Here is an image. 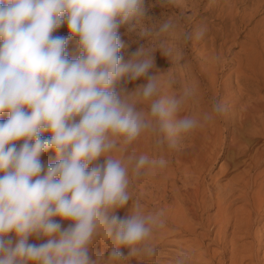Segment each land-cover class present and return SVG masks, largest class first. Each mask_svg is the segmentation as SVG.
<instances>
[{
    "label": "clouds",
    "instance_id": "obj_1",
    "mask_svg": "<svg viewBox=\"0 0 264 264\" xmlns=\"http://www.w3.org/2000/svg\"><path fill=\"white\" fill-rule=\"evenodd\" d=\"M146 0H0V264H98L89 255L97 237L111 241L105 264L133 256L154 257V229L163 212L145 213L139 201L124 218L116 215L131 197L129 169L107 155L150 131L157 142L175 148L178 139L222 115L227 106L214 100L202 118L177 113L193 94L160 96L164 83L149 75L154 55L141 46L126 62L119 29L145 16ZM66 23L78 37L79 55L66 54L68 37L53 36ZM165 21L156 35L174 30ZM204 30L196 32L201 39ZM193 37L185 33L187 43ZM173 48L164 49L171 55ZM147 83L117 93L121 79ZM158 97V98H155ZM150 101L146 114L137 105ZM49 132L50 136L42 137ZM23 141L17 148L16 142ZM56 153L47 168L41 156ZM104 157L105 162H96ZM133 176L164 167L166 160L128 157ZM91 165V168H90ZM70 221L62 229L56 221ZM14 233L15 243L9 237ZM31 236L46 238L36 245ZM127 249V255L119 249ZM181 254L173 264H188Z\"/></svg>",
    "mask_w": 264,
    "mask_h": 264
},
{
    "label": "bare ground",
    "instance_id": "obj_2",
    "mask_svg": "<svg viewBox=\"0 0 264 264\" xmlns=\"http://www.w3.org/2000/svg\"><path fill=\"white\" fill-rule=\"evenodd\" d=\"M241 62L232 72L233 83L231 74L223 82V88L212 86V97H222L219 100L227 106L222 115L197 127L184 138L180 137L175 148L159 144L157 136L147 131L125 149L124 161L136 183L134 194L140 199L143 211L163 212V227L154 229L150 243L156 248L180 246L183 251L171 255L174 260L186 254L188 264H264V73L249 57ZM249 81L250 89L246 84ZM182 86L178 92L168 86L161 87L159 95H180L184 90ZM191 101V98L187 99L177 118H202L204 112L194 114ZM149 107L148 102L139 109L147 114ZM2 116L7 117V113L0 118ZM220 136L225 140L224 148L230 150L232 156L231 160L222 159L219 172L212 175L209 166L223 147ZM16 146L19 148L21 143L17 141ZM141 155H147L149 159L163 157L166 165L151 170L145 168L140 176H133L134 161L129 162L128 157ZM44 156L51 159V150ZM221 179H226L224 184L219 182ZM129 213L130 210L115 214L126 217ZM66 222L68 225L62 229L71 224ZM182 234L190 237L185 238ZM176 236L181 237L176 240ZM11 239L15 243V235ZM40 241L37 243L35 238L32 244L39 245ZM110 248L111 241L97 237L90 246L89 255L93 260L101 254L107 259ZM119 250L127 255V249ZM103 258L98 259V264H105ZM171 261L160 264H173Z\"/></svg>",
    "mask_w": 264,
    "mask_h": 264
},
{
    "label": "rangeland",
    "instance_id": "obj_3",
    "mask_svg": "<svg viewBox=\"0 0 264 264\" xmlns=\"http://www.w3.org/2000/svg\"><path fill=\"white\" fill-rule=\"evenodd\" d=\"M145 9L146 12L143 18L133 20L129 25L119 29L120 39L127 45L119 53L123 57L122 62H126L130 58V54L137 51L141 46L146 51L153 53L154 67L149 71V75H159L162 81L173 78L175 80L174 84L169 86L164 83L162 88L168 86L174 92L181 90L182 85L184 89H192L193 94L189 98L192 100L191 106L194 108H191L194 110V114L200 115L202 111L204 113L207 112L206 110L211 111L213 101L222 98L212 97L213 84L217 88L218 85L223 88V82L231 74L230 81H234L232 72L241 61H246L247 57H249L256 68H259L261 73H264V69H262L264 68V0H146ZM168 20H172L176 24V28L157 36L156 33L160 26ZM201 29L204 30V36L201 39H196L195 34ZM185 33L193 37L187 43L183 40ZM53 36L69 38L66 54L70 59H75L79 55L78 37L71 36L66 23L62 24L53 33ZM167 47L174 49L171 55L163 54L164 49ZM146 83V78L131 82L121 79L114 87L117 93L123 90L127 94L134 91L137 86ZM249 83L250 81L246 83L248 89L251 87ZM196 88L199 89V92ZM209 93L211 94L209 95ZM148 102L150 103V101H143L137 107L139 108ZM203 103L204 105H202ZM6 119L7 117L5 116L0 118V120ZM48 133H42V137L47 138V136H50V133ZM185 136L182 137L184 138ZM220 138V146H223L222 149H219L218 154L220 157L218 156L213 164L209 166L212 175L219 172V164L222 159L231 160L230 156H232V152L224 148L226 147L225 140L221 136ZM20 143L22 145L23 141H19ZM117 148L119 151H117ZM117 148V150L114 149L107 155L121 159L125 163V149L128 146L118 144ZM44 155L40 159L44 165L46 164L45 168L51 162L55 163L57 157L54 150H51V159H45ZM104 162V157H101L96 163L103 165ZM129 181L131 185L129 184L128 189L130 188V190L128 192L131 199L127 204L128 210L137 201L141 204L140 199L135 195L136 193L134 194V186H137L130 172ZM225 181L226 179L219 180L223 184ZM137 192L139 191L137 190ZM126 209L127 206L118 209L116 212L121 215L128 211ZM56 221L62 227L68 225L66 221H62L59 218H56ZM13 236L14 233H10L9 237L12 238ZM182 236L185 238L190 237L187 234H182ZM179 237L177 238L176 236V240ZM35 238L37 243L40 240V244L46 242V238L33 236L28 243L32 244ZM177 246L163 245L160 248H156L154 257L133 256L123 262L125 264H130L131 261L133 262L131 264L170 263L171 260V262L174 261V258L171 257L172 254L178 255L183 251L180 246ZM98 247L99 245L97 244L96 248L99 249Z\"/></svg>",
    "mask_w": 264,
    "mask_h": 264
}]
</instances>
